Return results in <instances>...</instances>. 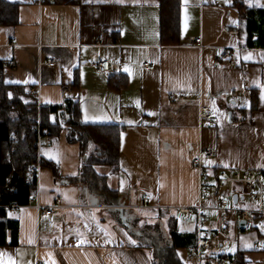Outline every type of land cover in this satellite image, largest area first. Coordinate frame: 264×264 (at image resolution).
Here are the masks:
<instances>
[{
	"label": "crops",
	"instance_id": "0c3cea01",
	"mask_svg": "<svg viewBox=\"0 0 264 264\" xmlns=\"http://www.w3.org/2000/svg\"><path fill=\"white\" fill-rule=\"evenodd\" d=\"M6 1L20 7L15 27L0 26L5 82L35 91L41 106L78 102L85 124L124 131L119 170L96 164L97 178L91 180L68 128L43 141L40 158L57 164L61 178L40 163L34 204L8 213L12 226L0 235V264H153L150 242L127 226L159 222L169 241L167 219H157L155 212L170 210L193 222L192 230L180 232H197L196 217L178 212L199 204L195 156L214 151L203 162L212 175L224 169L264 172V44L245 47L236 0H180L178 45L162 43L158 0ZM245 4L264 8L254 0ZM194 38L204 47L192 44ZM52 60L54 66L47 65ZM100 61H108L112 71L101 73ZM172 94L189 102H172ZM201 104L214 114V126L200 120ZM210 183L202 202L211 238L205 264L238 253L245 264H264L263 217L241 228L232 212L226 233H218L219 201L228 209L252 208L253 196L249 192L248 200L240 185L219 190L214 177ZM36 204L61 207L47 216ZM182 252L198 264L189 250H180L181 258Z\"/></svg>",
	"mask_w": 264,
	"mask_h": 264
},
{
	"label": "trees",
	"instance_id": "16d2710c",
	"mask_svg": "<svg viewBox=\"0 0 264 264\" xmlns=\"http://www.w3.org/2000/svg\"><path fill=\"white\" fill-rule=\"evenodd\" d=\"M68 2L67 0H63ZM161 8V39L164 45H178L180 39V0H158ZM240 13L241 32L246 48H262L264 44V8L248 7L245 0H236ZM20 3L0 0V26L15 27L18 24ZM6 66L0 60V206L19 204L26 206L35 195L37 178L32 167L38 162L36 128L39 119L43 130L58 137L64 127L69 129L68 140L80 145L84 158V176L94 178L92 167L96 164L110 165L119 170L120 142L124 126L88 125L82 120L80 105L66 100L64 106L38 107V101L30 89L5 82ZM112 86L119 87L112 82ZM52 116L55 118L52 121ZM41 166L50 168L60 180L57 164L40 158ZM217 172L215 173V175ZM68 182H76L69 179ZM9 211L0 209V235L12 226L7 220ZM157 219H167L168 239L163 235L160 223L146 221L145 230L138 231L140 220L127 227L132 235L147 240L153 250V264H185L180 250H190L197 244V232H180L177 216L170 210H157ZM145 224V223H144ZM226 264H245L240 253L222 255ZM207 258L203 257V264Z\"/></svg>",
	"mask_w": 264,
	"mask_h": 264
},
{
	"label": "built area",
	"instance_id": "2783aa9c",
	"mask_svg": "<svg viewBox=\"0 0 264 264\" xmlns=\"http://www.w3.org/2000/svg\"><path fill=\"white\" fill-rule=\"evenodd\" d=\"M42 1V0H41ZM47 2L51 3L53 0H46ZM101 39L97 40V45L100 46ZM192 44H195L199 48H203V43L201 38H194L191 40ZM264 50V47H263ZM230 62L233 63L234 57L228 53L227 54ZM55 61L52 60L47 63L49 66H54ZM8 65L15 66L16 63L14 61L8 62ZM143 66L146 69H153V66H151L148 63L143 64ZM97 68L101 73H108L112 71L113 66L108 61H100L97 63ZM33 96H37V93L35 91L30 92ZM170 101L172 102H180V103H186L189 102V100L184 95H176L172 94L170 95ZM39 109L42 107L38 103ZM200 120L204 123H206L209 126L215 125V117L214 114L211 112L210 108L201 104L200 105V112H199ZM36 138H37V150H38V162L36 165L32 167L34 171V175L37 178L38 170L40 169V155L39 151L41 148V145L43 141L49 140L51 138V133L49 130H43L41 127V120L39 119L37 128H36ZM214 157V151L213 150H206L202 152L201 155H197L192 159V164L196 167L199 173V184L201 189V196L199 200V204H197L194 207H184L178 209V212L185 215L186 217H196V224H197V244L195 247L191 248L189 250V254L192 257H195L198 261V264L203 263V251L211 246V238L210 234L205 229V219L206 216L204 215V206L202 205V202L206 200L208 195V190L211 186L210 178L214 177L215 179V185L217 189L223 190L227 189L230 186L233 185H240L248 189L250 194L253 196L255 206L252 208H234V209H228L225 205V202L223 200L219 201V206L216 208V211L219 212L221 216V226L219 228L218 233L220 235H224L226 233V223L228 219V215L230 213H235L238 217V221H245L246 224H250L253 222L254 218L256 216H260L264 218V172H258V171H242V170H220L216 175H212L211 172L203 166L204 160H210ZM148 200V197H144V201L146 202ZM233 202V200H232ZM34 204V201L32 199L29 200L28 205ZM40 213L42 215L50 216L53 214L54 210L57 208H60L61 206L59 204L52 206V207H42L39 204L35 205ZM24 206H21L19 204H10L6 206H0V209L8 210L9 212H17L20 209H22ZM144 208H147V206H144ZM238 233L236 232V236ZM218 264H226V260L223 258L217 259Z\"/></svg>",
	"mask_w": 264,
	"mask_h": 264
},
{
	"label": "rangeland",
	"instance_id": "374dc122",
	"mask_svg": "<svg viewBox=\"0 0 264 264\" xmlns=\"http://www.w3.org/2000/svg\"><path fill=\"white\" fill-rule=\"evenodd\" d=\"M257 4H259L260 6H264V0H254ZM244 193L247 195V198H248V200H251V195L249 194V191H248V189L247 188H244ZM229 205H231L230 203H228ZM241 206V205H240ZM174 213H176V216H177V219H178V222H179V230H182V229H184V230H192L193 228H192V224H193V222L192 221H189V220H187V219H185L182 215H179V214H177V212L175 211ZM145 223V224H144ZM146 221H143V224H141V225H138V226H136L135 228H136V230H138V231H143V230H145V225H146ZM152 224L153 223H156V222H151ZM187 225H189V226H187ZM181 227V228H180ZM146 231V230H145ZM144 232V231H143ZM142 232V233H143ZM148 234H152V235H154V236H158V235H156V234H154V232L153 231H146ZM143 242V241H142ZM143 243H148L147 241H144ZM216 242H214L213 241V246H212V248H210L208 251H213L215 248H216V244H215ZM149 244V243H148ZM182 260H183V262L185 263V264H194L195 263V261H193V260H191L189 257H187V254H186V252H182ZM196 264V263H195Z\"/></svg>",
	"mask_w": 264,
	"mask_h": 264
},
{
	"label": "water",
	"instance_id": "95a60500",
	"mask_svg": "<svg viewBox=\"0 0 264 264\" xmlns=\"http://www.w3.org/2000/svg\"><path fill=\"white\" fill-rule=\"evenodd\" d=\"M234 200H235V203H236V197L234 198ZM120 217H121V219H122V222L125 224V225H128V222H127V220H126V217L124 216V214H123V210L121 209V213H120ZM240 227L241 228H244L245 226H246V222L245 221H240Z\"/></svg>",
	"mask_w": 264,
	"mask_h": 264
},
{
	"label": "snow or ice",
	"instance_id": "6c2138e0",
	"mask_svg": "<svg viewBox=\"0 0 264 264\" xmlns=\"http://www.w3.org/2000/svg\"><path fill=\"white\" fill-rule=\"evenodd\" d=\"M260 227H261L262 230H264V225H261Z\"/></svg>",
	"mask_w": 264,
	"mask_h": 264
}]
</instances>
